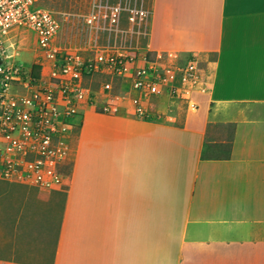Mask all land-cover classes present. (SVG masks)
Returning <instances> with one entry per match:
<instances>
[{
    "label": "crops",
    "instance_id": "crops-1",
    "mask_svg": "<svg viewBox=\"0 0 264 264\" xmlns=\"http://www.w3.org/2000/svg\"><path fill=\"white\" fill-rule=\"evenodd\" d=\"M147 8L141 51L160 66L196 60V108L162 88L141 98L142 118L118 78L103 113L110 92L94 90L62 188L0 180V264H264V0Z\"/></svg>",
    "mask_w": 264,
    "mask_h": 264
},
{
    "label": "built area",
    "instance_id": "built-area-1",
    "mask_svg": "<svg viewBox=\"0 0 264 264\" xmlns=\"http://www.w3.org/2000/svg\"><path fill=\"white\" fill-rule=\"evenodd\" d=\"M128 1L109 3L96 0L87 18L88 23L94 29H100L104 20L103 29L106 28L112 36L121 35L122 39L123 35L137 36V39L146 37L150 11L144 7L143 0ZM124 12L128 23L126 28L120 25ZM21 28L34 33L37 50L51 62L47 76L33 78L29 67L8 61L7 38L15 29ZM59 28L56 14L37 6L36 0H0L2 180L47 189L62 188L66 184L63 167L71 149L66 135L73 128L81 105L94 103L91 102L96 93L86 86V78L91 75H101L111 81L128 78L131 88L139 93L132 97V103L142 118H149L152 113L141 103V98L159 94L162 88H167L172 95L186 98L189 108H196L191 96L202 85V80L195 59L191 58L185 64L160 66L154 59L156 56L153 58L148 52L141 51L139 39L124 47L116 43L118 47H101L92 56L84 55L53 45ZM111 81L103 82L105 91H112ZM113 97L119 99L116 94ZM115 106L114 102H105L98 110L113 113Z\"/></svg>",
    "mask_w": 264,
    "mask_h": 264
},
{
    "label": "rangeland",
    "instance_id": "rangeland-1",
    "mask_svg": "<svg viewBox=\"0 0 264 264\" xmlns=\"http://www.w3.org/2000/svg\"><path fill=\"white\" fill-rule=\"evenodd\" d=\"M103 1H108L109 3H116L121 1L122 3H125V0H103ZM95 2L96 0H39V3L42 6H45L46 8L53 11L59 20L60 28L57 34L53 38V45L55 47L62 48L68 51L80 52L84 55L86 54L92 56L95 53V51L101 47H107V46L118 47L119 45L117 44H122V47H124L127 46L130 41L134 43L136 40L138 41V39H139L138 44L144 42L145 37H138L137 39V36L129 37L127 35H123L124 37L122 39L121 35L112 36V33H109V31L106 28L103 29L104 20H102L103 22L100 23V25L102 26L100 29H94L90 25V23H88L87 18L91 14ZM128 2L133 3V0H130ZM149 3L150 0H143L144 7H148ZM37 6L40 5L37 4ZM120 25L122 28H126L128 26L125 12L121 17ZM63 27L66 29L64 30V35L62 36L63 38H61L59 37V33L61 32V29H63ZM11 35H13V37L12 38L8 37L7 43L5 44L7 46L6 53L9 56L8 61L13 60L17 64L27 66L30 69L33 64H40V63L44 65L46 64L47 59L43 56V53L41 51L37 50L35 35L31 30L26 28H21L18 31L15 30L13 33H11ZM59 39H61L64 42L60 43ZM106 80L111 81L110 78L94 74L86 78V86L90 87V89L93 91L98 89L99 87H101V89L104 90L102 88V84ZM117 81L118 78L117 79L114 78L112 79L111 82L117 83ZM114 85L115 84L113 83V88ZM118 85H117V89L120 87V85L119 86ZM114 91L115 90L111 92L105 91V93L110 92L107 94L108 96H106L105 102L109 103L116 101L113 97V95L115 94ZM111 97H113L114 100L111 99ZM95 100L96 99L92 100L91 103L95 102ZM78 123L79 121L78 119H76L73 128H76ZM69 133H71V131ZM69 133L66 136H68ZM71 153H72V149H70L69 151L68 158L71 156ZM67 160L65 164H67L68 162ZM5 181H10V180H5ZM16 183H20V182H16ZM25 185H29V184H25ZM31 186H35V185H31Z\"/></svg>",
    "mask_w": 264,
    "mask_h": 264
},
{
    "label": "trees",
    "instance_id": "trees-1",
    "mask_svg": "<svg viewBox=\"0 0 264 264\" xmlns=\"http://www.w3.org/2000/svg\"><path fill=\"white\" fill-rule=\"evenodd\" d=\"M1 62V60H0ZM40 70H41V65L39 64H33L31 66V71H30V75L33 77V78H38L39 75H40ZM204 156H206V154L204 153Z\"/></svg>",
    "mask_w": 264,
    "mask_h": 264
}]
</instances>
